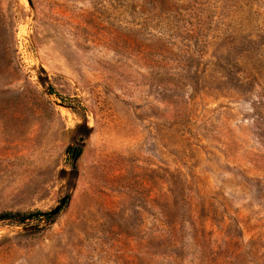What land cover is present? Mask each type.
<instances>
[{"label":"rangeland","instance_id":"obj_1","mask_svg":"<svg viewBox=\"0 0 264 264\" xmlns=\"http://www.w3.org/2000/svg\"><path fill=\"white\" fill-rule=\"evenodd\" d=\"M65 195L0 264H264V0H0V216Z\"/></svg>","mask_w":264,"mask_h":264},{"label":"water","instance_id":"obj_2","mask_svg":"<svg viewBox=\"0 0 264 264\" xmlns=\"http://www.w3.org/2000/svg\"><path fill=\"white\" fill-rule=\"evenodd\" d=\"M57 105L61 106V107H67L66 104L62 103V102H57ZM78 158V157H77ZM69 195H65L61 198V200L58 202V204L56 205V207L47 213H39V214H34L32 215V217H36V216H42L45 217L44 220H49L47 224L44 225H28V226H23L22 228L16 230L17 233L23 232H31V231H37V230H41L43 228H46L50 225H52L55 222L56 217L60 214V212L62 211V209L65 207V205L68 203L69 201ZM4 218V216H0V222L1 220ZM31 220L30 218L27 219L25 221V223Z\"/></svg>","mask_w":264,"mask_h":264},{"label":"trees","instance_id":"obj_3","mask_svg":"<svg viewBox=\"0 0 264 264\" xmlns=\"http://www.w3.org/2000/svg\"><path fill=\"white\" fill-rule=\"evenodd\" d=\"M80 154H81V151L78 150V151H75L74 156L78 157L80 156ZM29 218L32 220L34 217H32V215H24L21 213H7V214H4V218L1 221H13L16 223H25V221Z\"/></svg>","mask_w":264,"mask_h":264}]
</instances>
